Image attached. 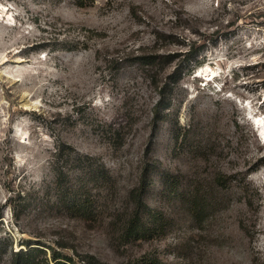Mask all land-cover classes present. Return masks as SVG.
<instances>
[{"label": "rangeland", "instance_id": "374dc122", "mask_svg": "<svg viewBox=\"0 0 264 264\" xmlns=\"http://www.w3.org/2000/svg\"><path fill=\"white\" fill-rule=\"evenodd\" d=\"M264 264V0H0V264Z\"/></svg>", "mask_w": 264, "mask_h": 264}, {"label": "trees", "instance_id": "16d2710c", "mask_svg": "<svg viewBox=\"0 0 264 264\" xmlns=\"http://www.w3.org/2000/svg\"><path fill=\"white\" fill-rule=\"evenodd\" d=\"M41 250H31L29 252H22L20 254H17L16 256L20 257L22 264H34L33 262V256H36V254H38ZM43 253V252H40ZM61 258L59 256L54 255L53 257V261L55 262V264H66L60 261ZM71 264L73 263L72 259L68 260Z\"/></svg>", "mask_w": 264, "mask_h": 264}]
</instances>
